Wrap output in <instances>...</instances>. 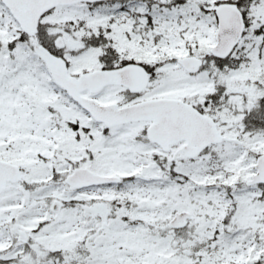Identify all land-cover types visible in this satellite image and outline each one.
Listing matches in <instances>:
<instances>
[{"label": "snow or ice", "instance_id": "1", "mask_svg": "<svg viewBox=\"0 0 264 264\" xmlns=\"http://www.w3.org/2000/svg\"><path fill=\"white\" fill-rule=\"evenodd\" d=\"M0 264H264V0H0Z\"/></svg>", "mask_w": 264, "mask_h": 264}]
</instances>
